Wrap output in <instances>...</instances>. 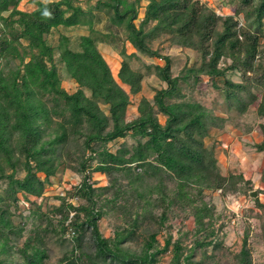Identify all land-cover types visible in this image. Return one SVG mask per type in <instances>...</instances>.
<instances>
[{
    "label": "trees",
    "instance_id": "trees-1",
    "mask_svg": "<svg viewBox=\"0 0 264 264\" xmlns=\"http://www.w3.org/2000/svg\"><path fill=\"white\" fill-rule=\"evenodd\" d=\"M20 1L0 0V186L5 184L0 192V264H14L3 255L13 253L14 239L22 231L11 219L10 206L18 207L20 200L35 203L38 209L33 213L45 216L37 198L58 166L65 165V154L74 155L81 178L71 193L78 203L59 195L60 203L54 207L58 225L72 243L69 252L53 264H155L157 255L170 246L171 236H167L158 248L157 234L176 204L190 208L196 232L213 235L212 209L202 199L203 193L233 189L244 181L243 172L236 176L220 172L215 139H205L212 129L221 128L217 120L223 119L184 89L204 94L200 85L206 76L209 87L223 93L227 106L237 114L252 104L257 116L264 117V0H227L231 6L227 14L200 0H148L138 23L141 0L83 4L27 0L34 4L30 11L21 10ZM101 14L107 19L104 31L93 25ZM58 26H85L90 34L77 35L75 45L61 35L59 45H54L47 39ZM109 37L121 42L123 57L116 77L96 43ZM155 39L164 43L162 49L153 48ZM125 40L140 53L164 61L144 64L165 86L155 88L152 98L140 97L132 118L126 110L131 95L141 90L145 72L130 66L126 58L137 54L126 51ZM175 47L188 49L195 58L188 63L186 55L176 61H182L181 67H174L172 57L162 51ZM55 49L60 50L57 58ZM12 60H17L13 66ZM60 64L77 83L72 92L60 84ZM229 70L238 71L242 79L233 81L227 76ZM217 77H223L221 85ZM259 131L254 146L264 152V122L259 123ZM119 138L125 140L111 150L108 144ZM93 172L106 176L108 184L96 186ZM260 177L264 180V167ZM245 183L251 190L250 180ZM154 206L163 207L159 215H153ZM107 208L127 217L111 237L98 226ZM146 215L158 227L145 228L139 250L125 246ZM86 230L91 245H85ZM247 237L248 232L236 264H251ZM34 238L39 242L28 237L17 249L21 264H46L48 254L38 232ZM210 243L196 240L190 249ZM171 247L172 264H197L190 260L192 251L183 256L180 239Z\"/></svg>",
    "mask_w": 264,
    "mask_h": 264
},
{
    "label": "rangeland",
    "instance_id": "rangeland-1",
    "mask_svg": "<svg viewBox=\"0 0 264 264\" xmlns=\"http://www.w3.org/2000/svg\"><path fill=\"white\" fill-rule=\"evenodd\" d=\"M83 4L87 0H79ZM93 2L94 0H88ZM202 3L215 9L216 12L227 14L231 12L227 0H200ZM148 0H141L136 23L142 17L143 6ZM18 7L21 10L30 11L34 8V4L21 0ZM101 17V18H100ZM100 20L93 24L96 29L101 31L106 30V17L101 14ZM241 22L243 18L240 16ZM80 34H90L85 26L77 29H63L58 26L48 35V41L54 45H59L61 35L70 38V45H75V37ZM97 46L103 57L110 66L112 74L116 77L117 70L120 66V60L123 57L120 53L121 42L116 37L108 39H96ZM25 45L26 42L22 41ZM126 51L135 52L137 56L127 57L130 66L133 69L145 72V78L142 80L141 90L136 95H131L130 103L127 107V116L132 118L137 115L136 104L140 97L152 98L155 88L165 86V83L160 81L153 71H147L145 63L163 64V60L158 57H152L147 54L140 53L135 50L127 40L124 42ZM164 43L160 40L153 41V48H163ZM59 49H55L54 56L57 58ZM163 54H169L172 57L173 65L180 68V64H176L178 59H184L188 55V63L192 62L195 55L188 49L166 48L162 51ZM17 60H12V66ZM174 68V73L176 72ZM60 84L68 92H72L77 88V83L65 71L63 65H59ZM227 76L233 81H240L241 74L236 70H229ZM223 77H217L216 82L222 84ZM201 89L205 90L204 94L199 91L191 92L188 88L184 89L185 93H189L193 98L206 103V106L211 108L213 112L220 116L223 121H218L222 126L220 129H212L211 136L206 137V142L215 139V150L217 157V165L220 172L228 176L233 174L236 176L242 171L243 180L238 181L233 189L223 192L219 190H205L202 199L212 209V224L209 228L214 230V234L208 235L206 231L201 230L196 232L193 216L190 213V208L180 207L179 205L172 206L167 212V220L162 228H159L157 239L158 248L163 246L167 236H171L170 246L166 251L160 252L156 257L155 264H172V243L180 239L183 247V256L191 252L190 260L197 264H236L237 256L242 247L243 237L248 232L247 248L250 251L251 264H264V180H261L260 173L264 167V152L257 151L254 144L260 139L259 123L264 122V117H259L256 114L255 105H249L247 110L242 114H237L234 109L227 106L223 93L209 87V81L206 76H202ZM127 90V86L123 85ZM257 91L256 89H252ZM89 94L88 90H85ZM104 111L107 107L101 105ZM159 121L164 122L165 117L158 114ZM128 143L132 141L127 137ZM125 140L119 138L108 144L111 150H115L117 146ZM72 151V149H71ZM74 155H64L65 165H59L55 174L51 176L50 183H46L44 191L37 198L40 212L44 215L34 214L37 204H30L20 200L18 207L10 206L13 210L11 219L16 228L22 227L21 235L14 239V248L12 254H4L3 257H8L14 264H21L22 258L17 251L22 246L23 242L32 237L33 242L38 243L39 240L34 238V234L38 232V237L42 239L41 247L46 248L47 257L46 264L57 262L64 254L69 252L71 247V239L68 234L62 233L58 225V214L54 212V207L60 203L59 195H65L69 200H73L76 204L78 200L72 199L71 193L73 187L80 181V174L76 173L77 161L73 158ZM94 163V161H93ZM92 163V164H93ZM93 180L96 186H104L108 184L107 177L99 172H93ZM250 180L252 188L248 190L245 181ZM4 183H1L0 192L4 188ZM173 186V182L167 184ZM252 190L256 191L255 195H251ZM107 193L106 196H109ZM38 209V208H37ZM153 215H159L162 211V206H154L151 208ZM141 220L140 227L137 229V234L130 241L124 243L131 249L139 250L143 239L146 236L145 228L155 229L158 224L147 220ZM142 218V217H141ZM49 219V220H48ZM127 217L122 216L117 209L107 208L102 217L98 220L99 230L104 236H113L117 226H124ZM208 219H206L207 221ZM55 228L52 230L51 228ZM11 237L14 236L11 234ZM89 231L86 230L85 245H91L88 240ZM196 240L207 242L212 240L213 243L205 246L192 245ZM217 243V245H216Z\"/></svg>",
    "mask_w": 264,
    "mask_h": 264
},
{
    "label": "water",
    "instance_id": "water-1",
    "mask_svg": "<svg viewBox=\"0 0 264 264\" xmlns=\"http://www.w3.org/2000/svg\"><path fill=\"white\" fill-rule=\"evenodd\" d=\"M250 194H251V195H255V194H256V191H255V190H252V191L250 192Z\"/></svg>",
    "mask_w": 264,
    "mask_h": 264
},
{
    "label": "clouds",
    "instance_id": "clouds-1",
    "mask_svg": "<svg viewBox=\"0 0 264 264\" xmlns=\"http://www.w3.org/2000/svg\"><path fill=\"white\" fill-rule=\"evenodd\" d=\"M46 2H47V0H46ZM47 15H49V16H50V13H47Z\"/></svg>",
    "mask_w": 264,
    "mask_h": 264
}]
</instances>
